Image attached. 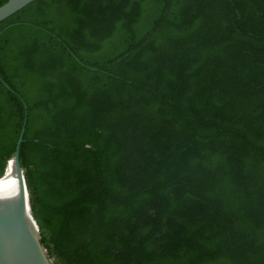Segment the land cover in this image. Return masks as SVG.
Wrapping results in <instances>:
<instances>
[{
	"label": "trees",
	"instance_id": "trees-1",
	"mask_svg": "<svg viewBox=\"0 0 264 264\" xmlns=\"http://www.w3.org/2000/svg\"><path fill=\"white\" fill-rule=\"evenodd\" d=\"M25 117L54 264H264V0H33L0 21V176Z\"/></svg>",
	"mask_w": 264,
	"mask_h": 264
},
{
	"label": "water",
	"instance_id": "water-1",
	"mask_svg": "<svg viewBox=\"0 0 264 264\" xmlns=\"http://www.w3.org/2000/svg\"><path fill=\"white\" fill-rule=\"evenodd\" d=\"M32 1L7 0L0 5V21ZM1 82L9 87L3 80ZM25 121L26 117L13 155L8 160L13 162L15 183L11 184L9 190L0 189V264H54L41 242L39 227L30 209L23 171L19 163V146ZM2 176H5V171Z\"/></svg>",
	"mask_w": 264,
	"mask_h": 264
},
{
	"label": "bare ground",
	"instance_id": "bare-ground-1",
	"mask_svg": "<svg viewBox=\"0 0 264 264\" xmlns=\"http://www.w3.org/2000/svg\"><path fill=\"white\" fill-rule=\"evenodd\" d=\"M13 162L9 161L5 170V176L0 177V189L9 190L11 188V184L15 183V176L12 171Z\"/></svg>",
	"mask_w": 264,
	"mask_h": 264
}]
</instances>
